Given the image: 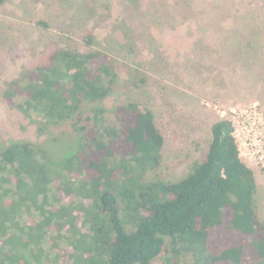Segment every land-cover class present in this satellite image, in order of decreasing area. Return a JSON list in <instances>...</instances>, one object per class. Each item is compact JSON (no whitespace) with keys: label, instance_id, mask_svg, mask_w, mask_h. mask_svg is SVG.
<instances>
[{"label":"trees","instance_id":"16d2710c","mask_svg":"<svg viewBox=\"0 0 264 264\" xmlns=\"http://www.w3.org/2000/svg\"><path fill=\"white\" fill-rule=\"evenodd\" d=\"M120 79L104 51L57 48L1 90L39 134L69 124L74 144L56 157L32 139L1 143L0 264H264L256 172L233 122L217 119L205 156L165 180L154 111L106 104Z\"/></svg>","mask_w":264,"mask_h":264},{"label":"rangeland","instance_id":"374dc122","mask_svg":"<svg viewBox=\"0 0 264 264\" xmlns=\"http://www.w3.org/2000/svg\"><path fill=\"white\" fill-rule=\"evenodd\" d=\"M57 48L115 59L121 82L106 104L135 99L154 111L166 138L157 170L165 180L205 156L217 119L233 121L264 221V0H8L0 6V92ZM70 131L65 124L39 134L0 93V145L32 139L59 157L57 145L74 144Z\"/></svg>","mask_w":264,"mask_h":264},{"label":"built area","instance_id":"2783aa9c","mask_svg":"<svg viewBox=\"0 0 264 264\" xmlns=\"http://www.w3.org/2000/svg\"><path fill=\"white\" fill-rule=\"evenodd\" d=\"M230 120V119H229ZM233 122V121H232ZM233 125H234V123H233ZM234 127H235V125H234ZM235 132H236V128H235ZM236 138H237V140H238V137H237V133H236ZM238 143H239V141H238ZM239 146H240V144H239ZM240 151H241V148H240ZM241 155H242V153H241ZM243 157V156H242ZM250 165V164H249Z\"/></svg>","mask_w":264,"mask_h":264}]
</instances>
